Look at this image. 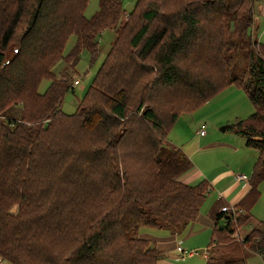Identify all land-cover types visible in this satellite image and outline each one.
<instances>
[{"label":"trees","instance_id":"obj_1","mask_svg":"<svg viewBox=\"0 0 264 264\" xmlns=\"http://www.w3.org/2000/svg\"><path fill=\"white\" fill-rule=\"evenodd\" d=\"M134 1L126 12L122 0H98L87 18L88 0H0V263L155 264L162 251L140 229L184 227L210 192L206 179L182 180L191 162L168 132L233 84L253 111L226 128L257 158L233 210H210L206 264L264 258L263 221L235 236L264 180V40L253 35L264 0ZM108 29L91 84L64 113L81 52L95 60Z\"/></svg>","mask_w":264,"mask_h":264},{"label":"crops","instance_id":"obj_2","mask_svg":"<svg viewBox=\"0 0 264 264\" xmlns=\"http://www.w3.org/2000/svg\"><path fill=\"white\" fill-rule=\"evenodd\" d=\"M263 5L264 1L257 4L255 10L257 15L262 11ZM255 24H257V17H255ZM230 87L235 86L229 85L223 88L200 107L210 105L209 103L215 97L221 95ZM179 118L180 116L176 119L172 129L178 124ZM230 118V115H222L217 120H219V123L226 122L225 124L228 125L239 119L238 117H234L233 120ZM196 127L197 124L195 130L189 131L188 134H181L179 129H174L175 132H172L174 136H171L172 141H170L176 146L179 145L178 147L191 162L189 171L181 176L182 180L187 183H195L200 179H206L210 184V192L200 206L196 218L184 227L175 231L148 227L140 229V236L152 240V243L162 251L161 257L155 264H206L208 258L207 248L211 243L214 225L210 210L217 202L233 207L249 189L247 178H249L257 158L255 149L248 147L243 137L226 127L224 129L228 133L219 134L215 131L209 132V130L202 136L198 135ZM237 174H244L246 179L237 180ZM263 182L264 180L261 183ZM260 185L259 197L264 193V188L260 190ZM249 221L248 224L239 227L240 235L238 237H242L248 232V229L242 230V227L249 224L253 226L260 220L251 216ZM178 246L185 252L195 250L197 253L191 255L181 253L177 250ZM253 254L257 255L256 253ZM261 257L263 258V256ZM1 262L9 264L7 261Z\"/></svg>","mask_w":264,"mask_h":264},{"label":"rangeland","instance_id":"obj_3","mask_svg":"<svg viewBox=\"0 0 264 264\" xmlns=\"http://www.w3.org/2000/svg\"><path fill=\"white\" fill-rule=\"evenodd\" d=\"M98 0H88L87 6L84 10V15L87 18L92 17L95 12L98 10ZM135 1L134 0H122L123 9L126 12H130L134 7ZM257 17V25L259 28L253 32L255 36L257 34V38L259 41L264 40V16L262 15V11L260 14H255ZM253 31V29H252ZM115 37V33L113 30H104L98 37V56L95 60L91 61V56L87 51H82L80 54V59L75 66V72L72 73L74 79L79 78L80 83L73 85V90L69 89L65 94L60 104V109L64 113H74L77 107V104L83 99L85 92L89 85L92 82L93 76L96 73L97 69L99 68L100 64L102 63L107 50L111 43L113 42ZM75 42V36L71 35L64 46V54H66L70 48L73 46ZM13 52V49H12ZM235 61L241 66L242 59L240 54V49H238L234 53ZM65 63L63 61H59L54 67V71L57 74L62 68H64ZM49 83L48 79H42L39 83L38 90L43 91L47 84ZM235 87H230L222 93L218 95L209 103L210 105H206L205 107H198L195 110L183 113L180 115L178 119V124H176L173 129L168 132L167 139L168 141H172L173 131L174 129H179L181 134H188L190 131L195 130V126H199L200 122L205 123L206 131L211 132L215 131L219 134L228 133V131L222 130V127H226V122L219 123V116L222 115H230V119H234V117H238L239 119L246 118L251 114L253 111V106L248 99L245 92L237 85ZM214 102H216L214 104ZM214 104V105H213ZM228 117V116H227ZM199 123V124H198ZM196 127V130H197ZM175 132V131H174ZM170 141V142H171ZM172 143V142H171ZM174 144V143H172ZM175 145V144H174ZM179 146V145H178ZM254 150V149H253ZM257 152V150L255 149ZM264 182L260 185V190H263ZM205 206V205H203ZM16 211V208H15ZM251 216L254 218L259 219L260 221H264V193L261 194L258 201L254 204L250 211ZM242 215L245 216V213L242 212ZM251 224L242 227V230L248 231L251 229ZM240 227V226H239ZM239 227L235 230V236H239L240 232ZM248 264H263L264 259L259 256L258 254L255 255L252 252H249L247 255ZM0 264H4L1 262Z\"/></svg>","mask_w":264,"mask_h":264},{"label":"built area","instance_id":"obj_4","mask_svg":"<svg viewBox=\"0 0 264 264\" xmlns=\"http://www.w3.org/2000/svg\"><path fill=\"white\" fill-rule=\"evenodd\" d=\"M262 15L264 16V5H263V8H262ZM13 52L14 53L17 52V49H13ZM78 83H80V79L79 78H76V79L73 80V85H76ZM197 133L200 136H202V135H204L206 133V125H205V123H200V125H199V127L197 129ZM236 179L237 180H244V179H246V176L244 174H237L236 175ZM229 208L230 207H228V206H222L221 210H228ZM231 210H233V207H232ZM177 250L179 252H181V253H186L187 255H191V254H196L197 253V251H195V250H188L187 252H185V250H183L180 246L177 247Z\"/></svg>","mask_w":264,"mask_h":264},{"label":"water","instance_id":"obj_5","mask_svg":"<svg viewBox=\"0 0 264 264\" xmlns=\"http://www.w3.org/2000/svg\"><path fill=\"white\" fill-rule=\"evenodd\" d=\"M225 127H222L221 129L223 130ZM13 211H15V208L13 209Z\"/></svg>","mask_w":264,"mask_h":264}]
</instances>
